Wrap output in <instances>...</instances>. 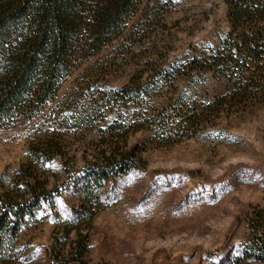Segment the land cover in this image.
Returning a JSON list of instances; mask_svg holds the SVG:
<instances>
[{"label": "rangeland", "instance_id": "rangeland-1", "mask_svg": "<svg viewBox=\"0 0 264 264\" xmlns=\"http://www.w3.org/2000/svg\"><path fill=\"white\" fill-rule=\"evenodd\" d=\"M157 2L155 15L135 25L138 12L129 23L132 35L76 70L42 114L49 115L44 126L69 145L64 159L43 163L40 171L61 194L54 208L25 222L13 246L2 248L0 264H51L53 254H72L68 244L75 234L66 233L75 226L69 216L78 199L61 190L69 180L65 163L70 172L81 167L84 152L107 126L121 114L132 118L134 109L118 110L114 100L98 109L111 91L155 74L161 83L146 100L151 105L210 98L211 81L205 77L171 86L162 79L166 72H182L193 56L224 39L229 32L225 0ZM70 84L76 106L55 109ZM86 113L96 119L88 132L82 124ZM210 121L212 126L203 125L190 137L164 142L146 128L130 133L129 146L143 151V168L106 185L107 203L81 228L88 246L79 264H254L235 259L250 238L251 214L264 204V105ZM34 122L0 130V187L29 161L33 134L44 130Z\"/></svg>", "mask_w": 264, "mask_h": 264}, {"label": "trees", "instance_id": "trees-1", "mask_svg": "<svg viewBox=\"0 0 264 264\" xmlns=\"http://www.w3.org/2000/svg\"><path fill=\"white\" fill-rule=\"evenodd\" d=\"M157 3L0 0V130L14 124L35 121L33 124L44 126V120L49 122V115L42 114L67 79L107 46L131 36L129 23L135 15L141 11L134 23L138 25L141 18L159 11ZM225 3L229 32L224 39L218 46L193 56L182 72H166L162 79L171 86L179 79L207 78L211 95L205 103L179 97L167 99L162 106L149 104L146 100L160 82L155 74L144 80L142 75L135 77L129 85L102 99L98 109L114 100L118 110L132 107L134 114L130 119L121 114L100 131L94 147L84 152L81 167L70 172L65 163L69 180L61 190L68 189L78 199L69 216L75 226L66 234L74 232L75 238L68 244L70 257L58 252L53 254L51 264L81 262L88 246L81 228L89 225L95 212L107 203L106 185L143 168V151L140 145L129 146L130 133L146 128L163 142L183 135L190 137L197 128L212 126L210 120L264 105V0ZM72 87L67 86L64 102L55 109L76 106ZM95 120L86 113L82 124L88 127L87 132L96 126ZM55 125L57 128L59 124ZM46 127L33 134L27 164L18 169L12 182L0 187V251L15 244L27 220L39 211L54 208L61 194L57 186L49 187L50 176H41L40 171L43 163L64 159L69 145L58 131ZM249 229L250 238L235 261L264 264V204L251 214Z\"/></svg>", "mask_w": 264, "mask_h": 264}]
</instances>
